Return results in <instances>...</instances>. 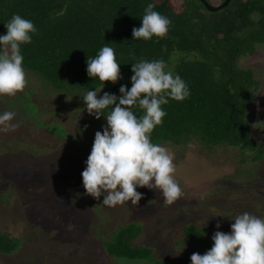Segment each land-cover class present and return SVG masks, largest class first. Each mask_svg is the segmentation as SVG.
I'll list each match as a JSON object with an SVG mask.
<instances>
[{
	"label": "trees",
	"instance_id": "16d2710c",
	"mask_svg": "<svg viewBox=\"0 0 264 264\" xmlns=\"http://www.w3.org/2000/svg\"><path fill=\"white\" fill-rule=\"evenodd\" d=\"M172 1L0 0V36L6 34L5 23L15 14L32 21L37 28L35 33H30L31 43L21 45L27 85L17 97L29 96L36 105L35 110H39L29 113L23 99L12 102L24 106L18 108L24 110L25 117L38 130L41 127L57 137L52 129L57 124L62 127V139L74 140L60 120L61 116H69L65 109L87 111L82 96L90 90L103 88L98 98L105 92L119 97L121 85L132 87L134 63L163 60L165 72L178 74L186 82L190 96L183 101L168 97V103L161 105L166 115L151 132V142L158 145L169 142L178 147L192 141L207 147L232 145L240 147L243 153H255L254 160L262 159L264 150L253 132L250 116L253 107L260 103L261 87L254 71L241 66L240 61L251 56L259 45H264V0H231L215 12L209 11L200 0H181L179 6ZM207 1L213 6L225 2ZM150 3L155 5L154 11L171 20L168 33L162 38L134 40L132 29L141 26L144 10ZM106 44L114 49L120 64L122 78L116 83H103L98 77L91 78L87 74V58H95ZM39 77L54 88H46ZM35 80L46 94L51 93L47 96L53 98V108L42 110L33 101L32 96L39 93L30 84ZM55 88L79 90L81 94L61 97ZM112 107L114 105L104 112L107 114ZM132 110L137 118L144 114L139 107ZM44 117H48V121ZM92 120H96L94 125L99 128L96 129L103 131L106 118L93 117ZM155 201L150 198L147 202ZM171 231L165 230V234ZM145 233L139 221L119 225L108 238L102 239L104 255L112 264H173L160 258L153 245L140 243ZM173 234L176 246H190L200 254L213 245L211 229L196 222L181 226ZM22 243V239L0 231L1 252L14 254Z\"/></svg>",
	"mask_w": 264,
	"mask_h": 264
},
{
	"label": "rangeland",
	"instance_id": "374dc122",
	"mask_svg": "<svg viewBox=\"0 0 264 264\" xmlns=\"http://www.w3.org/2000/svg\"><path fill=\"white\" fill-rule=\"evenodd\" d=\"M172 4L179 6L181 0ZM240 65L251 68L260 83L262 97L250 116L253 132L264 150V45L242 58ZM39 79L46 88H54L46 79ZM30 84L39 90L32 98L42 110L55 106L53 98L47 96L51 93L46 94L39 81ZM56 90L61 97L81 94L79 90ZM21 92L0 95V114L14 112L10 123L19 124L15 130L0 131V231L23 240L14 254L0 251V264H112L104 255L102 239L131 221L143 224L146 233L140 243L153 245L160 258L173 264H192V253L201 252L176 246L173 231L196 222L210 228L212 234L228 233L235 222L231 218L244 212L264 219V157L254 160L255 153H243L237 146L207 147L195 141L182 147L161 144L174 157V178L182 190L174 203L165 205L159 190L138 186L137 191L143 193L138 205L126 201L105 206L103 199L85 194L81 176L99 131L96 120L91 121L94 116L65 109L69 116L61 113L60 120L74 140L62 139L63 130L57 124L52 127L58 133H53L54 137L46 129L34 127L24 110L18 108L24 106L12 102L23 99L29 113L39 110L29 96L17 97ZM44 119L48 121V117ZM150 198L156 201L147 202ZM165 230L172 231L165 234Z\"/></svg>",
	"mask_w": 264,
	"mask_h": 264
},
{
	"label": "clouds",
	"instance_id": "9594fccd",
	"mask_svg": "<svg viewBox=\"0 0 264 264\" xmlns=\"http://www.w3.org/2000/svg\"><path fill=\"white\" fill-rule=\"evenodd\" d=\"M154 8L151 3L145 8L141 26L132 29L134 40L167 35L171 20ZM5 27L6 34L0 36V95L14 96L27 85L21 45L31 43L30 33L37 28L19 14L13 15ZM86 63L91 78L98 77L103 83H116L122 78L115 51L107 44ZM132 72V87L121 85L119 97L105 92L98 98L101 89L82 96L87 112L96 119L104 116L107 121L103 131H96L87 166L81 173L85 194L96 199L103 194L102 203L109 207L126 201L138 205L143 193L137 187L146 186L159 190L164 204L171 205L182 195L174 178V157L166 147L152 143L150 134L163 122L166 112L161 105L168 103V97L183 101L190 91L178 74L165 72L163 60L134 63ZM110 105L114 107L106 114L104 110ZM133 107L143 109L144 114L137 118ZM14 117L11 111L0 114V131L15 130L19 124L10 123ZM231 219L235 221L231 232L216 231L209 250L192 253V264H264V219L248 212Z\"/></svg>",
	"mask_w": 264,
	"mask_h": 264
},
{
	"label": "water",
	"instance_id": "95a60500",
	"mask_svg": "<svg viewBox=\"0 0 264 264\" xmlns=\"http://www.w3.org/2000/svg\"><path fill=\"white\" fill-rule=\"evenodd\" d=\"M204 6L209 10V11H212V12H215V11H219L220 9L226 7L229 2L231 0H225V2H223L222 4L218 5V6H213L211 5L207 0H200Z\"/></svg>",
	"mask_w": 264,
	"mask_h": 264
}]
</instances>
